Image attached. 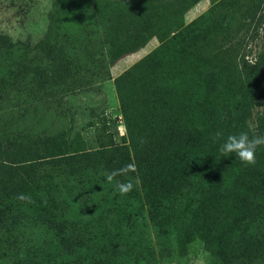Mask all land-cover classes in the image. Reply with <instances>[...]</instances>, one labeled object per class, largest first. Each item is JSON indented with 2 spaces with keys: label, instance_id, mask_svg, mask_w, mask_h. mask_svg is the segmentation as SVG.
I'll list each match as a JSON object with an SVG mask.
<instances>
[{
  "label": "rangeland",
  "instance_id": "rangeland-1",
  "mask_svg": "<svg viewBox=\"0 0 264 264\" xmlns=\"http://www.w3.org/2000/svg\"><path fill=\"white\" fill-rule=\"evenodd\" d=\"M172 1L165 0L167 7L150 0L137 13L138 0H0V264H264V146L254 165L219 152L230 134L251 129L250 135H264V74L262 97L254 104L249 97L260 56L264 70V7L236 31L253 0H197L175 17L178 29L220 3L230 34L208 28L207 21L194 42L197 76L212 72L220 97L215 116L199 118L195 102L187 101L172 107L170 120L163 111L159 123L149 115L131 122L133 131L156 132L165 144L172 132L201 134L179 166V178L167 179L163 193L153 195L152 210L142 196L139 211L135 196L128 202L136 215L114 219L125 202L117 176L109 182L110 170L83 157L70 163L79 168L71 175L62 164L54 167L44 149L45 139L74 142L69 151L95 148L96 130L112 119L114 142L127 144L114 79L160 41L152 35L112 63L111 35L100 12L132 5V17L169 26ZM139 90L132 89L136 101ZM218 131L222 136L214 140ZM20 148L28 150L24 167H18ZM122 176L139 190L136 175ZM237 183L242 186L235 196ZM36 188L41 198L17 199Z\"/></svg>",
  "mask_w": 264,
  "mask_h": 264
},
{
  "label": "trees",
  "instance_id": "trees-1",
  "mask_svg": "<svg viewBox=\"0 0 264 264\" xmlns=\"http://www.w3.org/2000/svg\"><path fill=\"white\" fill-rule=\"evenodd\" d=\"M138 1L140 5L139 11H136L137 13L147 9V6L150 5V0ZM196 1L173 0L170 2L173 7L168 8L172 17L169 26L166 23H162V20L151 24L147 19L132 17L136 13L132 5L112 6L102 9L100 12V16L105 17L107 29L111 35L112 63L124 54L137 50L152 35H156L160 41V44L155 49L114 79L121 113L125 119L127 144H116L114 142L118 132L117 124L113 119L108 121L109 124L104 122L102 130H96L93 137L98 145L90 150L76 149L69 151V147L74 142L68 143L65 139L59 143L50 139L42 141L46 143L44 149L50 153V163L56 168L58 164H62L65 167L61 170L71 175H75L76 169L79 170V168L70 163L82 157L84 161H87L85 159L94 160L97 163L96 165L100 167L103 165L111 172L129 164L135 166V172L130 171L126 176L136 175L140 183L139 190L134 183L133 190L124 195V205L119 212L112 216L114 219L124 218L130 220L136 215V208L128 202L135 196L140 204L143 196L147 209L149 211L152 210L153 195H161L163 193L165 181L178 174L179 166L183 164V160L192 155L188 154V149L191 148L195 140L201 138L200 132H172L167 139L168 143L165 144L163 140L157 142L159 137H157L156 132H138L136 131L137 129L133 131L131 127L133 119L149 115L152 122L159 123L164 111L165 117L170 120L172 118V107L182 106L187 101L195 102L199 118L206 113L215 116L219 112L220 97L216 93L214 94L215 81L212 72L206 78L197 76L196 71L199 67V59L198 55L196 56L195 54L194 42L198 38L201 39L200 35L204 36V30L208 28H213L215 31L221 29L222 33L230 34L229 22H222V19H220L224 8H220L219 3L217 5L214 4L202 15L177 29V25L180 22L175 21V17L182 15ZM225 2L227 5L228 0ZM262 2L263 0H253L247 6L245 12L238 20L237 32L245 27L247 23L250 25L256 19V14L260 12L262 6L264 7ZM164 4L167 6L165 0ZM161 5L162 1H159L158 6ZM136 6L138 7V4ZM207 21L209 24L211 23L208 28L205 25ZM128 24L130 29L122 32L121 29L125 28L126 25L128 26ZM120 30L121 32H119ZM46 45L50 48V41ZM261 61L260 56L254 63V76H258V78L250 88L249 97L253 101L251 104L256 103L262 97L260 76L264 74V70L260 67ZM135 85H138L140 89L139 101L135 100L132 93ZM138 105L143 106L145 111L141 112ZM100 131L105 133L106 136L99 135ZM160 134L162 136L161 132ZM80 141L84 142L82 137H80ZM22 149L20 148L17 153L21 157L18 161L20 163L18 167H24L23 165L30 161L26 159L28 150ZM68 162L69 164H67ZM29 166L35 168V164L31 165L29 163ZM84 166H88V164ZM17 169L13 168L12 174L18 173ZM256 173L257 171L254 172V175ZM179 176L180 173L176 178H179ZM116 180L118 182H127L122 175H117ZM35 183L33 181V184ZM241 186V183L236 184L237 188ZM40 191L42 189L39 188L27 190V195L31 198H41ZM239 194L240 188L234 192L235 196ZM138 210H144L142 204L138 207Z\"/></svg>",
  "mask_w": 264,
  "mask_h": 264
},
{
  "label": "clouds",
  "instance_id": "clouds-1",
  "mask_svg": "<svg viewBox=\"0 0 264 264\" xmlns=\"http://www.w3.org/2000/svg\"><path fill=\"white\" fill-rule=\"evenodd\" d=\"M264 108V107H261ZM225 118V117H222ZM250 131H241L238 134H230L224 139L223 143L219 145V152L222 156L228 157L235 155L239 160L246 165H254L256 163V152L261 146H264V135L253 134L250 135ZM221 132H216L213 137L214 140L220 139ZM135 172V166L132 164L115 170L106 174L107 180L111 182L117 175H126L128 172ZM138 182V181H137ZM116 188L121 195H126L134 188L132 181L117 182ZM17 199L31 203L32 199L27 194H19Z\"/></svg>",
  "mask_w": 264,
  "mask_h": 264
}]
</instances>
